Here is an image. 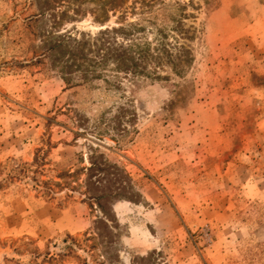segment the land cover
I'll return each instance as SVG.
<instances>
[{"label":"rangeland","instance_id":"1","mask_svg":"<svg viewBox=\"0 0 264 264\" xmlns=\"http://www.w3.org/2000/svg\"><path fill=\"white\" fill-rule=\"evenodd\" d=\"M0 264H264V0H0Z\"/></svg>","mask_w":264,"mask_h":264}]
</instances>
